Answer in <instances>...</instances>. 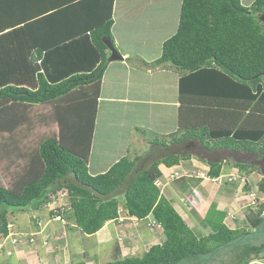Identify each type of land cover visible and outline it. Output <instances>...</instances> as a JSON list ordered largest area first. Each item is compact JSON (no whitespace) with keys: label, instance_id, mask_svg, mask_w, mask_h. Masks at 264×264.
<instances>
[{"label":"trees","instance_id":"obj_1","mask_svg":"<svg viewBox=\"0 0 264 264\" xmlns=\"http://www.w3.org/2000/svg\"><path fill=\"white\" fill-rule=\"evenodd\" d=\"M12 1L9 13L0 9V106L55 105L59 132L40 143L35 158L9 187L0 185V237L10 234L11 215L37 211L67 192L75 223L86 235L119 219L120 198L129 217H152L163 229L165 241L142 257L104 264H209L205 259L223 252L221 264H227L226 256L233 264L263 259L264 238L250 244L248 237L264 230V205L249 216V230L232 229L226 225L227 213L209 196L204 222L211 234L198 238L156 182L163 175L160 165L180 166L193 157L209 164L212 179L221 176L227 163L263 175L264 0L250 7L241 0H184L178 31L164 43L162 56L153 62L134 55L126 58L137 69L180 73L179 130L166 136L155 133L158 136L147 140V156L131 158L129 151L108 172L95 176L88 165L102 82L112 62L107 41L125 55L112 31L116 0ZM29 75L35 89L15 86L14 81ZM192 97L199 100L187 108ZM185 109L198 119L203 115L202 124L185 121ZM3 114L0 132L12 133L17 118ZM257 115L262 122L250 130L248 120ZM139 130L147 139L150 130ZM222 185L221 192L236 182L229 178ZM260 190L264 193V178Z\"/></svg>","mask_w":264,"mask_h":264},{"label":"crops","instance_id":"obj_2","mask_svg":"<svg viewBox=\"0 0 264 264\" xmlns=\"http://www.w3.org/2000/svg\"><path fill=\"white\" fill-rule=\"evenodd\" d=\"M62 1L47 0L49 3H60ZM183 1L116 0L114 7L115 23L112 31L116 45L125 54L123 60H126L130 55L139 56L147 62L159 59L163 53L164 43L178 31ZM255 1L241 0L242 5L246 7H250ZM0 4L2 5L0 9L4 10V13H9L14 2L12 0H0ZM113 62L109 64L104 74L100 91L96 128L88 165L90 174L94 176L108 172L114 164L129 154L130 148L131 154L133 153V132L136 133L137 128L148 129L166 136L177 132L180 126L179 83L181 75L179 72L169 68L146 74L144 71L130 67L127 62ZM195 100L199 99L192 97V101L186 105L187 108L192 106L191 103ZM246 113H249V111L245 110L244 112L245 120H247ZM257 116L259 118L251 116L248 120L250 130L255 127L256 123L262 122V116ZM198 117L191 109H185V121L201 125L204 117L203 115H200V119ZM119 129L123 131L119 133ZM117 131L119 134L116 133ZM98 134H102V141L98 140ZM106 149L107 151H104ZM198 161V157H193L190 160L195 166H197ZM199 163L203 162L200 160ZM160 168L166 172L168 171L165 165H161ZM255 172L257 173V171L252 170H241L227 163L222 168L220 178L225 175L240 173L239 176L242 179L245 178L250 182V178L255 175ZM240 185L236 182V190L229 188L220 193V202L215 199L218 203V209L220 206V210L227 211L226 209L229 206L226 202L227 197L232 199V206L238 209V212L247 209L246 206L243 207L247 203L241 195L243 189L241 190ZM41 209L44 210L47 207ZM41 209L34 210L32 213H38ZM67 209H69V206H67ZM60 210V215L64 216V208ZM10 218L13 220H11L13 228L7 237H0V249L3 251L7 248L9 252L14 251L12 255H5L3 254L5 251H3L0 254V264H16L18 253L15 252L17 250H24L26 253L29 250H34L35 253L32 251L33 253L24 254L23 257L19 256L20 261L24 262L26 260L24 264H74L79 262L81 257H86V254L82 253L84 248H72L73 243L77 244V241L73 242L74 236L81 233L80 230L78 231L76 224L73 225L67 221L62 224L57 220L47 221L44 218L43 220L49 224L48 227L44 228L39 221L35 223L38 225H32V216L25 218L18 213L14 216L11 215ZM119 220L122 222L121 215ZM111 223L115 222L111 221L106 225ZM194 226H202V224H194ZM66 227L69 228V232H64ZM24 234L30 235L31 238L33 236L36 242L29 244L31 247L28 244H22L21 246L18 245L19 248H17L14 242H23L25 239ZM61 234H64V236H61ZM100 234L104 235L103 231ZM54 237L56 240L60 239L57 241L51 240ZM69 237L72 238L70 242ZM43 241H49L50 243L45 244L46 247H44ZM49 244L51 246L50 251L47 250ZM52 250L58 255H52ZM84 261L87 264L106 263H101V261L94 260L91 257ZM250 264H264V258L253 259Z\"/></svg>","mask_w":264,"mask_h":264},{"label":"rangeland","instance_id":"obj_3","mask_svg":"<svg viewBox=\"0 0 264 264\" xmlns=\"http://www.w3.org/2000/svg\"><path fill=\"white\" fill-rule=\"evenodd\" d=\"M120 62L126 61L120 60ZM129 66L132 67L131 65ZM164 69L169 68L138 70L144 71L146 74H149ZM45 73L47 74L49 80L54 81V79L50 77L47 70H45ZM14 82L15 86L35 89V80L32 75H29L24 78V81L22 82L19 80H16ZM16 82H20V84L17 85ZM56 110L55 105L51 104L34 106H8L7 108H2L0 106V114L4 113L3 115H7L3 117L17 118V123L15 124L12 133L6 131L0 132V185L9 187V185H11V183L16 180V177L22 174L24 169H26L27 166L30 165V161L35 158L40 143L50 136L58 135L59 126L56 121ZM14 115H17V117H15ZM99 131L101 132V130ZM120 131L123 130L119 129V133ZM141 132L142 130L136 131V133L133 132L132 154L130 148L131 158H135L136 156L140 157V155L143 154L144 156H147L150 151V147L147 140L149 138L154 139L155 136H158L154 135L155 133L146 131L149 134L146 139L144 138L145 136L142 135ZM116 133H118V131ZM135 138L137 141L134 140ZM102 139V134H98V140L102 141ZM127 143L129 142L127 141ZM104 151H107V149ZM153 159L154 157H152V160ZM199 162L200 159L198 163ZM198 163H196L197 166L193 165L192 162H187L185 164L182 163V165L180 166L171 167L170 169L167 167V172L160 168V165L159 169L163 175L156 182V184L161 190V195L165 196L175 207V209L182 215L185 221L188 222V225L193 227V230L198 236V238H202L211 234L210 228L208 227V225H205L204 222L206 208H208L206 199L210 196L212 200L217 199V201L220 202V188H222V184H225L230 177V180H232L234 184L235 182L241 184L240 188L241 190L243 189V193L241 191L242 197H248L250 201H248L246 205H243V207L248 206L249 203L251 204V201L254 198H256L257 202L255 206L249 207L245 209V211L243 210L238 212V209L232 206V199L227 197L226 202L229 204V206L226 209V224L233 229L246 227L249 230V216H252L253 214L257 213L259 208L264 205V193L260 190V183L262 182L263 175L260 174L258 171L257 173L255 172V175L250 178V182L247 181L245 178L242 181V178L239 176L240 173H234L233 175H225L224 177H222V179H212L208 177L207 174L208 170L210 169L209 164L205 161L203 163ZM236 188V185H230V189L236 190ZM248 190L250 195H248L247 193ZM63 193L64 192L59 193L57 199L48 204V206H46L47 209H41V211H38V213H32V215H30L29 211L24 214L22 213L21 216L25 218H27L28 216H32V225H38L35 223L39 221L40 223H42L41 225H43L44 228L48 227L49 225L46 221L43 220L44 218H46L47 221L57 220L62 224H65V221L73 225L76 224L74 214L71 213L72 211L70 210V199L67 195H64ZM119 200L121 202L122 207L120 209L122 222L119 220V222L113 221L116 224H105L102 229L97 233V235L95 234V236H87L76 225L78 231L80 230L81 233L76 234L75 236L73 235V242L77 241V244L73 243L72 248H84L82 253L86 254V257H81L79 261H84L87 258L91 257L94 260L101 261V263H107L112 260H115L116 258L123 259L133 256L142 257L144 253L150 249L151 246L156 244H162L165 241L166 237L163 229L153 221L152 217L144 221L129 217L127 210H125L123 207L124 199L120 198ZM67 206H69V209H67ZM62 208H64V216H62L61 219H57V217H54L52 215L54 212L57 213V211ZM234 208L235 211L233 212ZM194 224H202V226H194ZM102 231L104 235L100 234V232ZM64 232H69V228L66 227V230ZM258 232L259 233L257 236L253 235L251 238L248 237V241L250 244H256L262 241V239L264 238V230ZM64 234H61V236H64ZM24 236L25 239L23 240V242H14V245H16L17 248H19L18 245H29L31 243L34 244L36 242L33 236L32 238L28 234H24ZM59 239L60 238H58L57 240ZM51 240H56V238L54 237V239ZM70 240L72 241V238L69 239V242ZM47 243L50 242L43 241V246L46 247L45 244ZM29 247L31 246L29 245ZM50 247L51 246L49 244V246L47 247L49 248L47 249L48 251H50ZM117 248H119V251L117 250ZM6 249H3V251H5L4 253L1 250V253L5 255H12V252L14 250L12 252H9V249ZM32 251L34 252V250H29L28 253H33ZM15 253H18V259H16V264H24L26 260L24 262L20 261L19 256L23 257L24 254L28 253H26V251L24 250H17ZM51 254L58 255V253H55L54 250H52ZM224 254L225 252H223L221 256L218 255L214 259H205L206 263L209 262V264H212L211 262H215V264H221V259L223 258ZM224 260H227V264H233L231 261H229L230 259L227 256ZM182 264L188 263L183 262Z\"/></svg>","mask_w":264,"mask_h":264},{"label":"water","instance_id":"obj_4","mask_svg":"<svg viewBox=\"0 0 264 264\" xmlns=\"http://www.w3.org/2000/svg\"><path fill=\"white\" fill-rule=\"evenodd\" d=\"M261 20L264 22V15L261 16ZM107 46L108 48L110 49L111 51V57H110V60L111 61H120V60H123V56L120 55V53H118L116 51V49L114 48L113 44L110 42V41H107ZM261 167L264 168L263 165H261ZM263 175H264V172H263Z\"/></svg>","mask_w":264,"mask_h":264},{"label":"clouds","instance_id":"obj_5","mask_svg":"<svg viewBox=\"0 0 264 264\" xmlns=\"http://www.w3.org/2000/svg\"><path fill=\"white\" fill-rule=\"evenodd\" d=\"M220 178V177H219ZM219 178H217V179H219ZM230 178V177H229ZM263 178H264V175H263ZM222 179V178H221ZM242 181H243V179H242ZM67 192H64L63 194L64 195H67L68 196V194H66ZM248 195H250V193H248ZM68 198H69V196H68ZM245 199H247V200H245ZM243 200H245L246 201V203H248V201H249V199H248V197H246V198H243ZM250 202V201H249ZM256 202H257V200H256V198H254V199H252V201H251V204L249 203V205L248 206H246V208H249V207H253V206H255L256 205ZM120 215H121V211H120ZM61 217L62 218V215H58V216H56V217ZM235 218V217H234ZM119 219H120V217H119ZM118 219V220H119ZM237 220V219H236ZM227 223V222H226ZM227 225V224H226ZM228 226V225H227ZM229 227V226H228ZM231 228V227H230ZM233 229V228H232ZM235 229H237V228H235ZM12 230V229H11ZM32 240V239H31Z\"/></svg>","mask_w":264,"mask_h":264},{"label":"built area","instance_id":"obj_6","mask_svg":"<svg viewBox=\"0 0 264 264\" xmlns=\"http://www.w3.org/2000/svg\"><path fill=\"white\" fill-rule=\"evenodd\" d=\"M57 219H61V217L59 216V217H57ZM32 241V240H31ZM0 254H1V249H0Z\"/></svg>","mask_w":264,"mask_h":264}]
</instances>
